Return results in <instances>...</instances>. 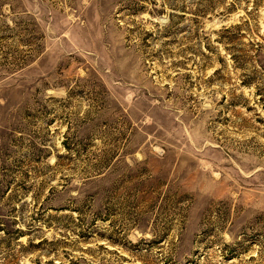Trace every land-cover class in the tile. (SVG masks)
Here are the masks:
<instances>
[{
  "label": "rangeland",
  "instance_id": "obj_1",
  "mask_svg": "<svg viewBox=\"0 0 264 264\" xmlns=\"http://www.w3.org/2000/svg\"><path fill=\"white\" fill-rule=\"evenodd\" d=\"M0 264H264V0H0Z\"/></svg>",
  "mask_w": 264,
  "mask_h": 264
}]
</instances>
